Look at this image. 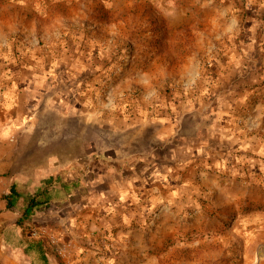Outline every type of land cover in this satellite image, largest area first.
I'll return each mask as SVG.
<instances>
[{
    "label": "rangeland",
    "instance_id": "rangeland-1",
    "mask_svg": "<svg viewBox=\"0 0 264 264\" xmlns=\"http://www.w3.org/2000/svg\"><path fill=\"white\" fill-rule=\"evenodd\" d=\"M10 1L0 0L3 248L48 239L46 214L83 201L94 164L144 160L177 194L153 211L170 214L171 230L149 255L264 264V0ZM78 176L64 199L58 188ZM13 182L22 196L8 208ZM42 187L52 200L18 224Z\"/></svg>",
    "mask_w": 264,
    "mask_h": 264
},
{
    "label": "crops",
    "instance_id": "crops-1",
    "mask_svg": "<svg viewBox=\"0 0 264 264\" xmlns=\"http://www.w3.org/2000/svg\"><path fill=\"white\" fill-rule=\"evenodd\" d=\"M10 2L15 5L28 1ZM1 64L3 66L6 63ZM7 113L11 115V110ZM169 125L175 128L172 121ZM204 145L201 142L198 146L203 149ZM210 148L208 145L206 149ZM183 163L184 161H181V164ZM192 167L194 168L195 164ZM91 170L95 177L91 180L90 189L83 201L73 207L69 204L63 209L50 210V214H46L43 221L60 239L78 241L79 248L75 251L72 261L67 262L61 258V264H160V258L154 254L149 255L147 249L161 246L162 235L165 236L166 232L171 230L162 223L163 218L170 217V214L153 213L164 199L177 196L176 190L172 192V188H168L169 191L165 193L162 191V174H166V171L162 172L156 163L151 165L144 160L137 164H125L120 168L94 164ZM168 177L166 178L169 185L177 187V184L181 183L177 182L174 176L171 178V174H168ZM77 178L79 176L71 180L77 181ZM80 181L79 183H83L81 179ZM77 188L59 187L57 191L67 199V195L71 197L78 192ZM79 195L81 197V194ZM78 199L80 198L77 197L76 200ZM155 215L159 216V219H156ZM48 245L49 249L42 247L39 251L27 253L21 243H12L3 248L0 242V264H58L54 247L50 242ZM7 250L10 255L5 253Z\"/></svg>",
    "mask_w": 264,
    "mask_h": 264
},
{
    "label": "trees",
    "instance_id": "trees-1",
    "mask_svg": "<svg viewBox=\"0 0 264 264\" xmlns=\"http://www.w3.org/2000/svg\"><path fill=\"white\" fill-rule=\"evenodd\" d=\"M80 177L77 178V181H73V180H68L66 182H63L61 185L63 188H69V189H73V188H77L81 183L80 181ZM78 183L77 185L75 184ZM47 184H51L53 183L52 179H49L46 181ZM51 192L48 191L47 188L42 187V188H38L37 192L34 194L29 195L26 198V204L23 210V214L21 217L18 218L17 223L18 224H24L26 221H29L33 218L34 214L36 213V211L38 209H41L44 205L48 204L51 201ZM22 196V193L20 192V190L18 189V186L15 182H13L6 194H5V199H6V203H7V207L8 208H13L15 207L19 201L20 198ZM49 241L46 238H40L37 241H34L32 243H28L25 247L26 252H31V251H39L42 247H46L47 249H49ZM58 260V264H61V261L59 258H57Z\"/></svg>",
    "mask_w": 264,
    "mask_h": 264
},
{
    "label": "built area",
    "instance_id": "built-area-1",
    "mask_svg": "<svg viewBox=\"0 0 264 264\" xmlns=\"http://www.w3.org/2000/svg\"><path fill=\"white\" fill-rule=\"evenodd\" d=\"M44 235L48 238L50 244L54 247L56 253L67 262L72 261L75 251L79 248L78 241L62 240L59 235L48 228L43 230Z\"/></svg>",
    "mask_w": 264,
    "mask_h": 264
}]
</instances>
